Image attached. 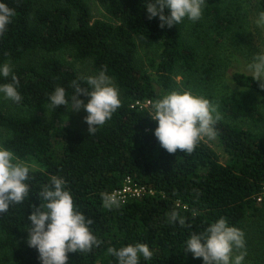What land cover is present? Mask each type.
I'll list each match as a JSON object with an SVG mask.
<instances>
[{
  "label": "trees",
  "instance_id": "1",
  "mask_svg": "<svg viewBox=\"0 0 264 264\" xmlns=\"http://www.w3.org/2000/svg\"><path fill=\"white\" fill-rule=\"evenodd\" d=\"M97 1L112 22L90 20L85 0H3L15 9V16L0 36V66L8 61L14 64L12 74L22 96L18 105L47 106L49 112L41 118L0 110V128L8 132L3 146L39 165L26 181L29 197L0 213V247L9 249L13 264H42L37 249L26 243L31 225L27 217L32 206L41 203L37 193L56 175L67 182L75 210L94 220L90 230L102 241L89 252H69L67 264H118L107 249L137 243L147 244L153 252L150 260L141 257L139 264H203L202 257L186 253V241L220 217L243 231L246 249L242 251L253 252L259 248L255 242L264 237V206L254 200L264 183V129L256 127L264 118L257 103L243 93L264 100V90L251 74L230 71L229 80L238 90L219 99L225 119L215 125L222 157L203 140L191 155L179 149L168 153L154 135L158 122L150 117L152 107H130L137 99L149 98L154 103L163 97L137 59L136 38L157 42L158 61L150 64L165 93L176 70L199 72L196 48L178 24L161 28L159 17L148 19L146 4L152 0ZM257 3L264 11V0ZM203 9L204 33L227 39L236 26L234 13L215 0H205ZM66 49L75 59H90L93 68L104 70L121 92V107L94 134L88 128L60 124L67 108L49 107L57 86L65 89L69 103L75 92L73 80L89 87L70 62L54 55ZM37 53L41 55L35 57ZM210 72L211 67L205 65L200 73ZM11 82V75H0V84ZM81 98L86 100L83 94ZM127 178L146 193L121 202L119 208L106 209L101 193L121 188ZM172 210L185 218V226L178 220L167 222Z\"/></svg>",
  "mask_w": 264,
  "mask_h": 264
},
{
  "label": "clouds",
  "instance_id": "2",
  "mask_svg": "<svg viewBox=\"0 0 264 264\" xmlns=\"http://www.w3.org/2000/svg\"><path fill=\"white\" fill-rule=\"evenodd\" d=\"M205 0H152L146 4L148 19L159 17V27L171 28L187 18L196 22L202 17ZM168 10V14L165 13ZM15 16V9L0 0V36H3ZM259 27H264V11L256 19ZM252 79L264 90V53L254 56L248 65ZM0 75L7 78L11 75V83L0 84V94L5 99L19 104L22 96L17 90L19 83L12 74L11 62L0 66ZM89 87H83L76 80L71 86L75 92L69 103L66 91L57 86L50 95L49 107L56 109L64 106L68 110L80 111L83 108L88 114L84 117L89 134H94L98 126H103L112 114L121 107L119 91L111 78L101 70L95 76L81 77ZM91 89V90H90ZM81 94L86 98L82 99ZM151 119L158 122L154 135L162 148L175 154L177 150L191 155L198 143L205 138L211 140L217 135L215 125L223 117L219 104L191 91H172L152 104ZM30 164L18 157L12 150L0 145V213H6L10 205L21 204L29 197V175L34 169ZM66 181L62 177L52 175L50 184L42 187L37 195L41 203L32 206L27 217L31 221L28 226L27 245L36 248L42 264H67L69 252H89L98 247L102 241L90 230L94 220L86 218L84 213L75 210L72 195L66 189ZM103 206L106 209L119 208L121 200L117 193H101ZM179 221L185 226V218L176 210L168 214L167 222ZM245 235L242 230L227 224L220 217L204 232L193 233L186 241V253L194 258L203 259V264H243L246 256ZM107 254L114 256L118 264H139L140 258L150 260L153 252L145 243L129 244L116 249L109 247Z\"/></svg>",
  "mask_w": 264,
  "mask_h": 264
},
{
  "label": "rangeland",
  "instance_id": "3",
  "mask_svg": "<svg viewBox=\"0 0 264 264\" xmlns=\"http://www.w3.org/2000/svg\"><path fill=\"white\" fill-rule=\"evenodd\" d=\"M85 1L88 4L90 20L102 19L109 22L113 21L97 0ZM215 1L223 9L233 12V15L237 17L238 20L236 19L235 28L227 39H218L212 32H210L209 35H207V33L205 34L203 29L204 26L201 24V19L204 17V5L202 7L201 19L193 22L185 18L182 23L178 24L184 38L196 48L200 70L199 72L194 71L193 73L182 69L176 70L171 75V85L166 93L164 92L162 82L155 72L154 67L150 64L151 60L158 61L160 49L157 42L146 41L139 37L136 38L137 59L147 68L153 77L156 90H158L162 96L172 91L183 92L187 90L191 91L194 95L204 96L210 101L219 104V99L222 96L234 94L238 90L229 80L228 74L230 71L239 70L252 75L251 71L248 69V65L253 61L255 55L264 53V27L257 26L255 22L260 13L257 0ZM40 55V53H37L35 57H39ZM54 55L60 56L70 62L77 72L85 77L95 76L99 73L93 68L90 59H75L71 55L69 49L60 51ZM203 65H209L211 67L210 74L200 73L204 67ZM12 66H14L13 63H11V67ZM111 81L118 89L120 97V89L112 78ZM243 94L257 103L264 118V100L255 94H249L248 92H244ZM0 110L11 115L37 116L41 118L46 117L49 112L47 106H43L39 109L21 106L11 100L5 99L3 94H0ZM218 110L222 114V119H225L220 109V104ZM87 114L88 113L83 108L78 112L67 109L59 122L64 126L83 130L88 128L84 120ZM228 121L234 123V121L230 119H228ZM249 124L250 123H246V125L250 126ZM256 127L264 129V119L259 122ZM6 136H8V132L4 128H0V145L3 146V141ZM203 141L221 154L222 157V149L218 146L216 138L211 140L205 138ZM24 161L33 164L35 166L34 168L39 167L38 163L32 160ZM261 222V229L264 232V216H262ZM255 245L259 248L255 249L254 247L253 252L246 254L243 264H264V237L257 240ZM239 251H242V249L238 250L235 254H238ZM9 254L10 251L8 248L0 247V264H13L8 258Z\"/></svg>",
  "mask_w": 264,
  "mask_h": 264
},
{
  "label": "built area",
  "instance_id": "4",
  "mask_svg": "<svg viewBox=\"0 0 264 264\" xmlns=\"http://www.w3.org/2000/svg\"><path fill=\"white\" fill-rule=\"evenodd\" d=\"M152 104L153 102L149 98L143 100L137 99L131 103L130 107L138 109H151ZM151 192V190L148 191V193ZM109 193H117L121 202H124L129 198L136 199L142 197L146 193V189L143 186L131 183V180L127 178L121 188H115ZM254 200L256 204L264 206V183L261 186V190L255 195Z\"/></svg>",
  "mask_w": 264,
  "mask_h": 264
}]
</instances>
